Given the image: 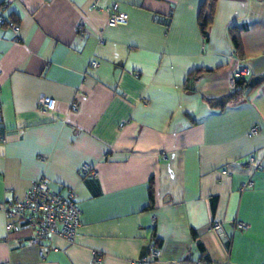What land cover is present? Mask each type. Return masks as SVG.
Returning <instances> with one entry per match:
<instances>
[{"label": "crops", "instance_id": "crops-1", "mask_svg": "<svg viewBox=\"0 0 264 264\" xmlns=\"http://www.w3.org/2000/svg\"><path fill=\"white\" fill-rule=\"evenodd\" d=\"M91 3L0 0V205L43 179L72 193L81 222L74 244L38 248L28 228L7 234L0 211V264H133L151 245L153 264H264V80L208 103L234 90L237 64L264 78V0H215L205 40L209 0ZM106 7L127 24L107 26Z\"/></svg>", "mask_w": 264, "mask_h": 264}, {"label": "built area", "instance_id": "built-area-1", "mask_svg": "<svg viewBox=\"0 0 264 264\" xmlns=\"http://www.w3.org/2000/svg\"><path fill=\"white\" fill-rule=\"evenodd\" d=\"M104 0H92L90 9L102 10L100 4ZM5 7V6H3ZM108 13L107 26H124L127 24V16L118 12L115 7H106ZM5 21L0 16V24ZM8 26L16 34L18 28L13 23H8ZM82 31L80 25L77 28ZM97 66L96 61L91 62V68ZM250 71L245 66L237 64L233 71L231 83L234 85L236 79H248ZM40 110L43 112H51L55 109V100L41 96L38 99ZM77 105H72V110L77 111ZM258 134V129L253 127L249 130V136ZM1 143L5 142L4 138L0 139ZM251 162L254 160L251 158ZM259 167V165H258ZM80 175L84 179H90L96 176V172L89 165L84 164L80 169ZM252 187V182L243 184L242 188L247 189ZM0 211L5 220V230L7 234L17 232L21 228H28L32 232V237L28 243L32 246L42 248L45 241H50L52 238H59L69 245L75 243L76 236L81 226L80 211L73 199L71 192L62 195L50 189L43 179L33 182L27 192L21 199L15 201H7L0 205ZM237 227L245 229L246 225L242 222L237 223ZM210 230L220 234L222 233L221 222L214 221L210 225ZM50 248V247H49ZM148 255L132 262L133 264H153L158 259V250L154 245L149 246ZM186 264H228L224 262H213L209 260L190 261Z\"/></svg>", "mask_w": 264, "mask_h": 264}, {"label": "trees", "instance_id": "trees-1", "mask_svg": "<svg viewBox=\"0 0 264 264\" xmlns=\"http://www.w3.org/2000/svg\"><path fill=\"white\" fill-rule=\"evenodd\" d=\"M209 8L206 12H203V8L204 5L202 6L201 10H200V14H199V27H200V31H201V35L203 37V39H206L207 36V29L209 27V25L212 22L213 19V14H214V3L215 0H209ZM259 1V0H258ZM233 47L234 50L237 54V56H239V58H242L243 52H242V47L239 41V36L237 32H234L233 34ZM196 72L191 73L188 77H192L194 75H196ZM244 83L247 84V82H243L241 79H236L234 84V90L231 91L230 93H228L226 96L221 97V98H217L214 100H209L208 103L211 106L214 107H218L219 109L224 108L227 104H230L232 102H235L243 93L244 90H248V92L253 91L255 88H257V86L253 87V88H249L248 86H244ZM149 203H152V190L151 187L149 188ZM151 206H149L150 208ZM195 235L193 234V237ZM200 249L202 250V246H199Z\"/></svg>", "mask_w": 264, "mask_h": 264}, {"label": "water", "instance_id": "water-1", "mask_svg": "<svg viewBox=\"0 0 264 264\" xmlns=\"http://www.w3.org/2000/svg\"><path fill=\"white\" fill-rule=\"evenodd\" d=\"M263 80H264V78L258 77V76L250 77L248 82H247V86L249 88H253V87L257 86L258 84H260L261 82H263Z\"/></svg>", "mask_w": 264, "mask_h": 264}]
</instances>
